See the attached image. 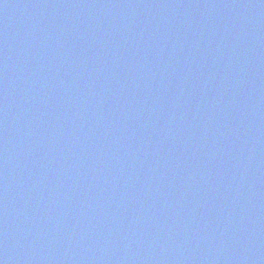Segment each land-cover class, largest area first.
Segmentation results:
<instances>
[{
  "label": "water",
  "instance_id": "obj_1",
  "mask_svg": "<svg viewBox=\"0 0 264 264\" xmlns=\"http://www.w3.org/2000/svg\"><path fill=\"white\" fill-rule=\"evenodd\" d=\"M0 264H264V0H0Z\"/></svg>",
  "mask_w": 264,
  "mask_h": 264
}]
</instances>
